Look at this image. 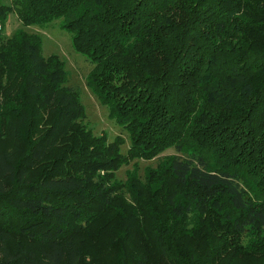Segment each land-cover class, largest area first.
I'll return each mask as SVG.
<instances>
[{
    "label": "trees",
    "instance_id": "1",
    "mask_svg": "<svg viewBox=\"0 0 264 264\" xmlns=\"http://www.w3.org/2000/svg\"><path fill=\"white\" fill-rule=\"evenodd\" d=\"M12 12L23 26L62 21L130 136L126 154L122 135L83 123L80 92L39 35L4 34ZM10 136L0 264H88L89 233L122 252L117 264H264V0H0V141ZM170 148L144 176L116 179ZM14 234L35 245L11 248Z\"/></svg>",
    "mask_w": 264,
    "mask_h": 264
},
{
    "label": "rangeland",
    "instance_id": "2",
    "mask_svg": "<svg viewBox=\"0 0 264 264\" xmlns=\"http://www.w3.org/2000/svg\"><path fill=\"white\" fill-rule=\"evenodd\" d=\"M4 1L9 2V0ZM19 28H24L30 33L41 37L43 54L45 56L58 55L65 62L66 69L69 71V81L67 84L79 90L81 101L86 108V117L83 119V123L92 128L97 135L102 133L107 134L110 140H113L118 135H122L125 141L121 144L120 151L126 154L131 144L130 136L124 127L118 125L115 120L110 118L108 107L98 100L92 89L87 85V75L93 68V64L84 54L74 48L72 35L62 28V21L55 20L46 26H23L17 14L15 12L10 13L4 34L11 36ZM16 146L17 141L10 136L0 141V152L3 150L10 151ZM167 154H177V152L174 148H170L152 160L135 159L121 166L115 172V177L119 181H126L128 175L134 170L139 171V174L144 176L147 167L157 166L161 157ZM104 234L110 238L118 235L116 231L109 229H104ZM204 237L203 232V234L201 233V237L196 240V256H200L206 247V239ZM83 240L85 241L84 248L88 264H117L119 256L122 255V252L118 249L106 251L100 239L96 238L92 233H89ZM8 242L13 249H28L35 245L30 239L18 234L12 235ZM135 244L139 247L138 243Z\"/></svg>",
    "mask_w": 264,
    "mask_h": 264
}]
</instances>
